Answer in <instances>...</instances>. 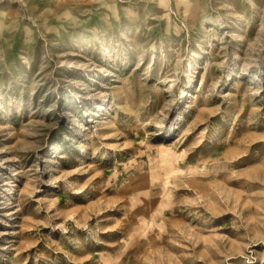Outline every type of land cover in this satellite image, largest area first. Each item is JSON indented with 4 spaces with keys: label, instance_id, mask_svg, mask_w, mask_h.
Instances as JSON below:
<instances>
[{
    "label": "rangeland",
    "instance_id": "374dc122",
    "mask_svg": "<svg viewBox=\"0 0 264 264\" xmlns=\"http://www.w3.org/2000/svg\"><path fill=\"white\" fill-rule=\"evenodd\" d=\"M0 264H264V0H0Z\"/></svg>",
    "mask_w": 264,
    "mask_h": 264
}]
</instances>
